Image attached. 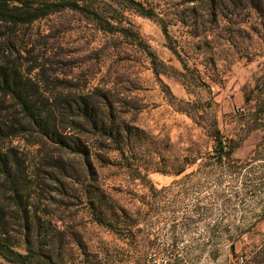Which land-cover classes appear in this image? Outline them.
Returning <instances> with one entry per match:
<instances>
[{"label": "rangeland", "instance_id": "374dc122", "mask_svg": "<svg viewBox=\"0 0 264 264\" xmlns=\"http://www.w3.org/2000/svg\"><path fill=\"white\" fill-rule=\"evenodd\" d=\"M139 1L166 21L182 59L156 20L111 0L103 2L139 33L158 70L136 36L100 29L68 8L0 35V64L53 94L63 78L104 91L138 131L123 155L100 150L110 163L92 160L116 231L92 218L79 176L41 183L52 221L87 248L85 256L70 243L69 262L264 264V150L255 114L264 102V0ZM10 103L0 94V106ZM216 128L232 147L230 158L214 154ZM35 140L26 132L9 142L30 170L45 175L59 149ZM0 264L12 263L0 257Z\"/></svg>", "mask_w": 264, "mask_h": 264}, {"label": "trees", "instance_id": "16d2710c", "mask_svg": "<svg viewBox=\"0 0 264 264\" xmlns=\"http://www.w3.org/2000/svg\"><path fill=\"white\" fill-rule=\"evenodd\" d=\"M103 1L0 0V23L5 25L0 35L6 33L5 30L12 33L18 25L30 24L68 8L94 20L100 29L136 36L137 42L158 70L159 62L149 46L141 40L139 33L123 25L121 18L115 14L116 8ZM111 1L120 2L139 15L156 20L166 46L179 60L182 59L166 21L153 9L139 0ZM110 11L112 14H106ZM181 63L184 65L183 60ZM35 67L32 66L27 73ZM59 81L61 89L53 94L41 88L17 67L0 64V94L11 102L8 106H0V257L12 264H74L67 257L70 243L81 254H88L80 239L68 240L64 229L52 221L47 198L41 187L45 179L72 180L79 176L77 179L83 201L92 218L108 230L117 229L113 204L96 183L97 172L92 160L98 161L100 165L110 163L109 156L100 150H116L123 155L131 148L130 140L138 135V131L117 116L106 92L84 90L67 78ZM255 114L256 128L262 131L264 150V102L259 104ZM26 132L36 137L34 143H49L59 149L57 156L50 155L52 167L49 173L44 175L40 171L30 170L19 150L9 142L12 137ZM214 140L216 157L219 160L230 158L232 147H229L227 139L217 128ZM70 156H77L81 165L77 167L71 162ZM259 158L264 159V153ZM126 166L129 167L128 164ZM124 230L126 235H131V230ZM236 261L240 263L238 259ZM258 262H264V257L259 258ZM227 263L235 264V261L229 259Z\"/></svg>", "mask_w": 264, "mask_h": 264}]
</instances>
